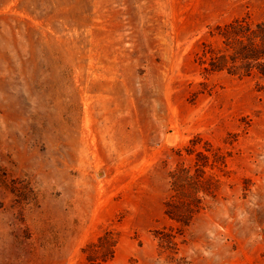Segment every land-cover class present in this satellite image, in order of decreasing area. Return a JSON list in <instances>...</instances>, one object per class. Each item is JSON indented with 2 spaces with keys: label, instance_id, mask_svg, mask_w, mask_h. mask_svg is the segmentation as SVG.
I'll list each match as a JSON object with an SVG mask.
<instances>
[{
  "label": "rangeland",
  "instance_id": "rangeland-1",
  "mask_svg": "<svg viewBox=\"0 0 264 264\" xmlns=\"http://www.w3.org/2000/svg\"><path fill=\"white\" fill-rule=\"evenodd\" d=\"M245 16L264 0H0V264H87L108 230L112 264H264V77L202 57ZM196 138L229 173L173 260L156 231Z\"/></svg>",
  "mask_w": 264,
  "mask_h": 264
},
{
  "label": "trees",
  "instance_id": "trees-1",
  "mask_svg": "<svg viewBox=\"0 0 264 264\" xmlns=\"http://www.w3.org/2000/svg\"><path fill=\"white\" fill-rule=\"evenodd\" d=\"M219 43L203 42V63L207 72L226 71L240 78L258 75L264 77V21L254 22L248 16L236 18L217 26ZM200 138L192 140L189 154L196 152ZM206 151L196 152L192 167L183 164L170 172V187L165 199V214L178 224V229L157 230L162 252L171 254L173 260L179 252V243H185L183 229L189 227L208 205L209 198H216L225 170L227 156L221 148L206 142ZM182 237V238H181ZM118 240L113 231H105L96 241L84 248L87 264H112Z\"/></svg>",
  "mask_w": 264,
  "mask_h": 264
}]
</instances>
